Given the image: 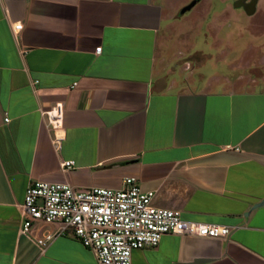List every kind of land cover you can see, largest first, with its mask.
Here are the masks:
<instances>
[{"label": "crops", "instance_id": "1", "mask_svg": "<svg viewBox=\"0 0 264 264\" xmlns=\"http://www.w3.org/2000/svg\"><path fill=\"white\" fill-rule=\"evenodd\" d=\"M181 5L0 0V264H96L72 235L41 252L20 234L26 188L121 189L126 178L154 192L156 208L231 229L166 235L132 264H264V74L223 62L229 22L214 13L205 20L222 22L195 49ZM56 104L52 132L44 112Z\"/></svg>", "mask_w": 264, "mask_h": 264}, {"label": "built area", "instance_id": "2", "mask_svg": "<svg viewBox=\"0 0 264 264\" xmlns=\"http://www.w3.org/2000/svg\"><path fill=\"white\" fill-rule=\"evenodd\" d=\"M21 29L13 26L14 31ZM100 52L101 47L95 49L96 55ZM44 116L48 130L56 131L62 104ZM60 141L56 135L51 140L56 151ZM72 168L70 161L60 165L63 172ZM122 184L121 189H76L67 183L31 181L20 206L19 232L41 252L57 238L72 235L93 253L96 264H132L134 251L155 248L166 235L224 239L231 233L229 227L186 222L179 212L154 207L155 193L143 192L135 178ZM50 226L54 228L47 229Z\"/></svg>", "mask_w": 264, "mask_h": 264}, {"label": "rangeland", "instance_id": "3", "mask_svg": "<svg viewBox=\"0 0 264 264\" xmlns=\"http://www.w3.org/2000/svg\"><path fill=\"white\" fill-rule=\"evenodd\" d=\"M193 1L195 0H175V2L182 4L180 14L182 9ZM243 1L241 3L242 0H199L192 9L179 17L182 19L183 25L187 24L188 39L190 44H197L195 49L205 47L209 24L211 28L216 30L214 27H218L222 22L213 21L212 25L210 19L205 20L208 12L209 16L214 13L217 17H224L223 20L226 19L229 24L223 29L222 37L224 41L228 39L231 50L224 49L225 46L221 47L222 50L226 51L223 57H227L229 60L226 61V59L223 62H229L230 65L235 67H244L245 70L251 68L250 76L255 77L257 76L256 74L259 76V69L264 74V0H257L252 15L246 14L244 6L251 4L254 0ZM200 12L201 14L199 15ZM249 45L253 47H248ZM246 47L248 48L245 49ZM175 50L176 48L169 50V54ZM228 51L230 54H228ZM214 53L215 51H213ZM242 71L239 70V72Z\"/></svg>", "mask_w": 264, "mask_h": 264}, {"label": "water", "instance_id": "4", "mask_svg": "<svg viewBox=\"0 0 264 264\" xmlns=\"http://www.w3.org/2000/svg\"><path fill=\"white\" fill-rule=\"evenodd\" d=\"M198 1H199V0H195V1H193L190 5H188V6L185 7L184 9H182L181 14H184L185 12L189 11L190 9H192V8L196 5V3H197ZM243 2H244V1L242 0L241 3H243ZM256 2H257V0H254L253 2H251V4L244 6L247 15H252V14L254 13ZM237 4H239V3H237ZM237 6H238V5H237ZM263 204H264V201L261 203V205H263ZM258 206H259V205H258ZM198 263H200V261L195 262L194 264H198Z\"/></svg>", "mask_w": 264, "mask_h": 264}]
</instances>
